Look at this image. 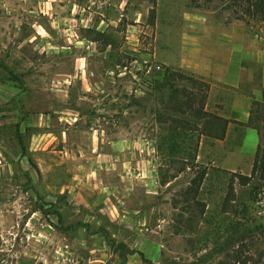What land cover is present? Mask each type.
I'll list each match as a JSON object with an SVG mask.
<instances>
[{
    "label": "rangeland",
    "instance_id": "obj_1",
    "mask_svg": "<svg viewBox=\"0 0 264 264\" xmlns=\"http://www.w3.org/2000/svg\"><path fill=\"white\" fill-rule=\"evenodd\" d=\"M44 1L0 0V264H264V180L195 162L204 87L165 62L180 56L184 15L255 24L246 0ZM39 124L57 136L43 162H60L40 181L20 132ZM123 130L157 146L151 200L117 184L101 208L75 204L72 175L94 171Z\"/></svg>",
    "mask_w": 264,
    "mask_h": 264
},
{
    "label": "crops",
    "instance_id": "obj_2",
    "mask_svg": "<svg viewBox=\"0 0 264 264\" xmlns=\"http://www.w3.org/2000/svg\"><path fill=\"white\" fill-rule=\"evenodd\" d=\"M55 3L54 0L48 3L51 9ZM47 14L50 15L49 12ZM184 18L186 20H183L180 29V56L175 55L165 62L189 70L203 84V111L221 119L220 124L214 120L204 127L208 131L201 132L198 138L194 160L227 173L249 175L259 148L264 149V17L253 24L206 8L195 14H186ZM53 19L56 22L55 14ZM199 120L202 127L205 118ZM33 126L21 127L20 132L22 138L28 134L29 143L24 146L27 149L25 157L30 161L35 155L40 161L34 163V173L40 181L41 177H46L45 168L60 164L55 159L43 162L46 161V148L57 136L50 137L54 135L53 132L41 131L40 124ZM45 140H48V144L44 143ZM98 140L99 137H92L93 146ZM110 142L115 144L112 152L100 148L95 152L94 171L72 175L67 188L75 204L101 208L118 194L115 190L120 184L124 186L120 187L121 197L128 200L134 193V199L140 201L141 206L151 200L161 183L156 145L150 141L148 147L141 140L133 145L124 130ZM181 144H185V150H189L188 139L184 141L182 138ZM132 146L139 148L140 152L131 153ZM98 158L103 161L99 163ZM182 174L183 171L179 175H171L163 185L169 188ZM29 175L31 183L35 184L34 174L30 171ZM109 177H114L116 181H108ZM127 209H121L120 214L117 212V217H126L129 214ZM113 216L116 218L114 213Z\"/></svg>",
    "mask_w": 264,
    "mask_h": 264
},
{
    "label": "trees",
    "instance_id": "obj_3",
    "mask_svg": "<svg viewBox=\"0 0 264 264\" xmlns=\"http://www.w3.org/2000/svg\"><path fill=\"white\" fill-rule=\"evenodd\" d=\"M246 2H247V10L249 12V15L252 18H255L257 21H261L264 17V0H246ZM237 18H242V17H237ZM187 101H189L188 98L186 99L185 103H187ZM203 118H205V122L201 127L202 128L201 132L203 131L205 132L206 129H204V127H206V125L211 124L214 120H216L219 124L221 123L220 118L209 115V113L203 111V108H201L200 119ZM256 174H260V178L264 180V149L262 148H259L257 152V155L254 160L252 173L249 176L241 175V177L245 180L243 184L249 183V180L253 178Z\"/></svg>",
    "mask_w": 264,
    "mask_h": 264
}]
</instances>
